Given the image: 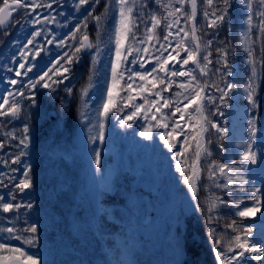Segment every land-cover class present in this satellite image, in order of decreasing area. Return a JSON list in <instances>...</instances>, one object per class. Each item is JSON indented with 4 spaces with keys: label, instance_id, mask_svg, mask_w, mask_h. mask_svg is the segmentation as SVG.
<instances>
[{
    "label": "rangeland",
    "instance_id": "rangeland-1",
    "mask_svg": "<svg viewBox=\"0 0 264 264\" xmlns=\"http://www.w3.org/2000/svg\"><path fill=\"white\" fill-rule=\"evenodd\" d=\"M186 2H188V0ZM245 2L246 0H241V5ZM35 3L37 4L36 0ZM252 3L253 12H255L258 0H252ZM196 4L197 8L202 5L204 11L211 13L215 10L217 4L222 3L221 0H213V6H209L206 0H196ZM165 5L169 7L166 8ZM94 7L95 4H91L89 11ZM113 7L117 9L116 5ZM177 7H181L178 0H152V4L149 8L144 7V12L147 15L144 22H142L141 25L138 23L136 24L138 28H141V32L133 37L127 34L128 38L125 48H122V52H124L126 59L121 64L120 69H118V71L123 72V79L118 81L113 93L116 95V97L113 98V102L115 105L119 106V111L113 108L107 120L100 115V111L101 105L106 98V88L111 79V63L115 59V34L113 41L110 40L108 44L101 38L97 39L92 55L91 81L82 92L83 114L81 120H79L78 127L80 136L79 144L69 147L67 154H71L72 156L69 157L63 165H54L53 159H51L49 167L45 166V168H43V164L41 165L43 173L50 171L54 173V168L58 167L57 169L60 176L67 178L64 181H62L61 178V181H57L53 184V193L57 194L56 192L58 191L72 193L74 196L71 199L75 201L74 204L78 207L77 211H83V215L89 220V225H101V223L104 224V222H108L115 226L108 249L106 248L104 252L101 251L100 256L88 261V264H138L134 257L136 251L142 248L150 249L154 252V250L160 249L163 245L165 249L158 254L156 258L157 261L161 260L162 264H175L177 256L180 253L181 242L178 240L177 227L180 221L179 207L182 199H184V195L182 194L180 199H178V192L184 178L176 168L177 165H180L181 169L185 172V169L188 168L192 162H196V159L191 156L192 147L188 144V134L191 128L185 127V125L196 126V122L199 118H196L195 111H192L195 105L187 111L183 109L182 104L187 101L184 100L182 95H177V93H182L184 91L178 87V83H173L171 91H164L163 85L157 89H151L150 91H141V85L150 88L147 81H140L139 78L134 75L131 81L128 79L133 73H151L150 79H154V81L158 83L159 80L165 77V74L160 71V64L169 53L175 56L176 53L179 52L180 57L177 58L178 60L186 57L187 53L184 52L183 45L178 48L174 47L175 44L180 43L183 38V33L179 36L174 34L170 36L167 41L164 39V37L168 35V26L171 25V20L175 21V17L178 18L180 14L174 13L169 19L166 16ZM78 10L79 8L77 11ZM109 10L110 8L108 7L106 14H110ZM182 11L189 15L188 11H185V7L183 6ZM242 11L243 15L237 21L231 16L229 19L231 21L232 33H236L235 29L238 31L240 46L243 53L240 58L234 59L228 70L233 72V76L230 77L227 75L223 80V87H225L227 83H235L238 87L230 92L233 102L227 110L222 114H218L216 119L215 116L214 118L211 116L212 119L210 120L209 118V121L218 124L228 133L227 136H223L226 143L223 155L227 160L231 161L232 156L229 147L234 146L235 149L237 148L235 147V141L237 143L239 139L243 138L245 149H247L249 143L252 144V150L255 151L258 156V163L249 165L244 174L249 181L247 185H252L253 194L256 195L257 199L264 202V127L258 120V115L255 114V108H252L248 104L247 93L244 91L245 85L251 77L253 80V87L255 88L254 98L256 100L259 89L260 67L253 57L255 45L252 38L253 29L248 34V43H245L243 39L247 31V24L244 15L245 9L242 8ZM112 15L115 20L114 23H118L117 10ZM152 16H156L157 19L160 20L159 25L152 27ZM40 19L41 17H39V20ZM56 19L59 20L60 18ZM178 21L180 22L179 26L183 27L184 31L188 33L186 40L189 47L192 48L191 29L188 26L189 20L183 17ZM256 24L257 19L254 17L253 28H255ZM148 29H151V31ZM17 30L18 29L13 31L14 35L12 39L10 38L6 47V54H3L4 57L2 55L3 59L0 68H18V62H26L32 66V71L20 77H15L14 73L0 71V77L5 78L4 80H0V94H6V89L13 92H24L23 89L26 87L29 94L31 93L32 96L39 97L38 93L42 86L37 84L36 88L32 89L29 87V84L30 82L36 81L44 72H48L49 75L45 80L51 87L47 88L48 91L41 96L47 101L50 99L54 89L60 88V84L62 83H68V80H63L62 83H53V81L63 79V77H60V72L63 70L62 63L58 62L61 48L65 47L67 41L73 44L75 39L69 36L65 37L64 34L57 36V34L53 32V29L42 25L40 21L38 23H32L23 35L18 33ZM176 30L177 28L172 25L171 31L175 33ZM37 31L40 32L41 35L35 37L33 45H30L28 49H23V45L28 39H31L32 34ZM149 37H152V39H149ZM49 38H53V47L48 45ZM210 38L213 39L214 42L216 41L214 36ZM108 39H111V37L107 36V40ZM170 44H172L173 47H169ZM249 47L252 49V63H249L250 58L247 53ZM129 48L132 49L130 55L126 52V49ZM144 48L148 49L147 53L143 51ZM37 50H39L40 53L38 56L35 55ZM201 50L202 54L200 56L202 57L207 54V51L210 49L202 48ZM21 51H26L29 54L21 59L19 56ZM14 56L15 61L13 60ZM141 64H143L144 67H141ZM168 67L170 75V71L173 70V67L175 70L180 69V64H177V61H170ZM210 67L211 65H209L207 69L208 75L202 76L206 81L207 77L210 75ZM253 67H255V76H253ZM185 68L188 71L194 72L200 82L201 75L196 66L190 62ZM21 71L23 72L25 70ZM8 77L16 78L18 80L17 85L14 87L7 85L6 79ZM171 79L176 82L187 80L186 77ZM128 82L133 84L134 91L127 89L126 84ZM85 90H87V95H84ZM157 91L160 92L162 99H157L156 105L153 107L152 101L156 99L155 92ZM129 97L135 98L130 100ZM164 99L170 101V107H162ZM9 100L10 103L12 100H16L20 105V109L25 105V102L28 101L26 100V94L23 97H10ZM145 101H147V103H145ZM36 102L35 100V103ZM178 102L181 106V112L185 117V119L180 120L179 123L181 128L184 129V133L187 134V138L185 134H181L173 139L172 142L176 145V148L169 151L165 147L164 141L159 137L160 135H166V132H170L172 129H164L157 125L164 123L171 125L179 119L181 113H177L176 116L171 115ZM126 103L128 106H125ZM139 105H143V109L141 114L132 122L133 127H121L119 123L121 117L131 114V112L135 110V107ZM9 106L10 104L6 105L5 110ZM156 108H160V111L157 112ZM41 109L36 111L31 110V114H34L37 118L45 117L50 114V111ZM59 114H61V112ZM61 115L58 119L59 122L62 120L63 115ZM153 115L157 117L156 120L152 119ZM145 117H147V119H145ZM249 118L253 121L252 128L256 130L251 140V133L248 125ZM101 122L105 125V140L103 143H100L99 140L93 141L91 139V137L98 136ZM20 126L23 129L25 126L28 127L25 120L21 122ZM145 127H151L153 134L152 140H146L139 135V132ZM212 130L215 135H221L217 133L215 129L212 128ZM179 131L180 129H177V132ZM27 135L29 137L27 141L29 146L32 143V132L29 131ZM23 138L24 136L22 137L21 134H19L18 145L21 149L25 148L19 143ZM184 149L187 150L185 151ZM97 151L101 153V168L99 170H97L94 163L95 152ZM177 151H180L182 154L176 156ZM167 163L171 164L170 168L167 167ZM241 164L242 161L240 160L237 167L240 168ZM197 167L199 166L197 165ZM30 168L31 162L29 160H24L22 168L15 167V171L20 170L18 176L15 175V172L9 173V176L13 177V179L8 180L7 185L5 179H8V177L5 178V173L3 171L0 172V179L4 180V184L0 185V197H3V203L17 204L15 202V192L18 190L14 185L18 183L20 179L24 178L23 173L26 170L29 171L31 178L36 177V174L31 173ZM197 174L200 176L198 171ZM192 178L193 180H197L200 177L193 175ZM255 189H261V191L255 192ZM159 191H161L160 198H158ZM117 192L124 195L123 201L108 204L102 203L101 198L103 194L109 193L112 195ZM23 193H27V191ZM261 210L264 214V206H262ZM17 211L23 218L25 226L36 223L38 228H40L41 221H32V217L29 216L30 209L24 207V204ZM153 211H156L158 215L165 217L168 221L169 230L166 234L157 232L156 218L151 216ZM12 212H14V210ZM0 214L2 215L0 216V223H8L12 220V217L4 213L2 209H0ZM36 218L40 219L42 217L37 216ZM99 219L101 223L96 222ZM259 225V227H263V229L259 232L255 245L264 247V221L263 224ZM2 228L3 227H0V240L6 242L7 238L9 239L10 236ZM105 228L112 229L109 225H106ZM41 234L42 233L39 231V235ZM65 235L61 236L60 233L57 232V234L53 236L52 241L49 242L52 248L51 251H47L43 255L39 253L34 254H39L42 257V261L46 262V264H56V255L62 257V264H85L83 259L79 260L80 257L90 256L84 245V238L80 240L82 244L77 245L75 243L78 238L77 230L73 231L71 234ZM14 239L16 238L14 237ZM94 240H96V235L92 237V241ZM24 247L33 251L37 249L36 246L31 245H26ZM24 247L18 243L9 245V248H21L22 250L25 249ZM82 247L84 248L82 249ZM78 249L82 252H78ZM1 251L2 250H0V256L8 254V252L1 253ZM223 253L225 257L231 255V253L224 251ZM216 264H219L217 260ZM247 264H258V262L248 257ZM261 264H264V262H261Z\"/></svg>",
    "mask_w": 264,
    "mask_h": 264
},
{
    "label": "snow or ice",
    "instance_id": "snow-or-ice-1",
    "mask_svg": "<svg viewBox=\"0 0 264 264\" xmlns=\"http://www.w3.org/2000/svg\"><path fill=\"white\" fill-rule=\"evenodd\" d=\"M191 2V15H187L185 12L182 11V6L184 4V0H178V3L181 5V7L175 8L173 11H170L168 13L169 16H172L174 13H179L181 16H183L185 19L188 20H194L196 14H197V4L196 0H190ZM207 4L209 6H213V0H206ZM4 8H0V13L4 12V9L9 8L8 0H3ZM13 3L16 5V7L12 8L11 11H17L19 8H27L30 10V12H35L37 8L45 7L43 4H36L35 0H13ZM89 3V0H78V5L83 6ZM93 3H99V0H93ZM114 3L117 8L118 12V23L115 27V59L111 63L110 72H111V79L110 82L106 88V98L103 101V104L101 105V111L100 115L107 120L110 111L113 108H116L117 111H119V106L115 105L113 102V93L114 89L117 86V83L119 80L123 79V72L118 71L120 69L121 64L126 59V56L124 52H122V48L124 45V42L128 38V32L130 31L128 27V22L132 19L133 14V8L134 5L129 4V0H114ZM221 3L223 4V7H216L215 10H213L211 13L205 11L204 16L209 18L208 27L212 28L216 31L212 33L213 36H216L218 34V31L226 25L228 30L231 31V21L229 19V9L232 7V4L230 3V0H221ZM240 7L245 9V18H246V24H247V31L244 34V42L248 43V34L253 29V19L254 17L257 19V24L255 25L256 31L258 36L264 37V0H258V5L256 7L255 12H253V3L252 0H246V2L242 5H239ZM46 7L51 8L52 4L49 3L46 5ZM165 7H169L168 5H165ZM7 15H11V12L7 13ZM91 15V13H89ZM6 16H0V25H3L5 23ZM47 19V18H46ZM54 19V18H53ZM93 19L97 22V24L100 23L102 17L101 16H94ZM152 27H155L160 24V20L157 19L156 16H152ZM39 17H37L33 23H38ZM177 24V30L175 33L171 31L172 25H169V32L168 35L164 37L165 41L169 39L172 35L179 36L181 33H183V38L181 39L180 43H177L174 45V47H180L183 45V50L185 53H187L186 57H183L182 59H177L180 57V53L177 52L175 56H173L171 53L168 54V56L162 61L160 64V71L165 74L164 79L159 80V82H155L154 79H150L151 73H133L129 76V81L132 80V76H136L139 78L140 81H147L148 85H150V88L141 85V91H150L151 89H157L161 85L164 86V91H171L173 83H178V87L182 90H184L182 93H177L178 96L182 95L184 97V100H186V103L182 104V107L185 111H187L189 108H191L193 105H195V110L199 114V119L196 122V126L193 125H185V127L191 128L193 132H195V135L192 137L193 139H196L198 136H201L202 133H207L209 131V128L207 127L210 124V127L215 129L217 133H220L222 136H227L228 133L220 127L216 123H212L209 121L208 116L205 115V101H208L209 103H215V100H213L211 95H208L205 92V89L209 87V85L206 82H199L197 76L194 74V72L186 70L185 66L189 65L190 62L196 66V68L199 70V73L201 76H207L208 75V66L213 64V60L211 59L212 52L209 50L207 51V54L200 56V52L202 48L205 49H211L214 40L209 38L205 44L202 45L199 38L196 35V29L193 25L192 28V42L193 46L192 48L189 47L186 38L188 37V33L184 31L183 27L179 26V21H174ZM79 27H77L76 31H79ZM151 31V29H148ZM41 35L40 32H34L32 34V38L28 39L27 42L23 45V49H28L30 45H33L35 37ZM149 39H152V37H149ZM88 36H83V41H87ZM85 45L83 42H81V46L76 48V52H80L81 48H84ZM87 47H91V44L87 45ZM169 47H173L172 44L169 45ZM143 51L147 53L148 49L144 48ZM218 60L217 63H220L222 61L223 67L227 69L229 67L227 62V55L228 51L224 48L217 47L215 49ZM126 52L128 55L132 53V49H126ZM247 53L249 56V63H252L251 56H252V49L249 47L247 49ZM29 53L26 51H21L19 53V56L21 59L25 58ZM39 50L36 51L35 55H39ZM13 60L15 61V56L13 57ZM170 61H177V63L180 64V69L175 70L173 67V70L170 71L169 75V64ZM68 63H73V60L71 57L68 58ZM262 63H264V57H262L261 60ZM141 67H144L143 64L140 65ZM25 70V71H21ZM0 71H7L8 73H14L15 77H20L21 75H26L27 72L32 71V66L27 64L26 62H18V68L13 67H4L0 68ZM59 71V70H58ZM217 72H220V69H216ZM69 72L68 68H63V71L60 72V75L63 77L61 80L53 81V83H62L63 80H67L68 77L64 75L65 73ZM255 67H253V76H255ZM48 72H44L42 75L38 77L36 81L30 82L29 87L32 89H35L37 84H40L43 88L47 89L50 88L51 85L45 80L46 77H48ZM223 75V73H221ZM228 76H233L232 71L227 72ZM176 77H186L187 80L185 81H179L176 82L171 78ZM4 77H0V80H4ZM18 80L16 78L8 77L6 79V84L10 86L17 85ZM195 85V86H193ZM212 87H215L216 91L220 93L219 101L220 103H223L225 99L229 96L230 92L235 90L238 86L235 83H227L225 87L221 88L215 83L211 85ZM126 87L128 90L134 91L133 84L131 82H128L126 84ZM68 93H72V89H67ZM244 91L247 93V102L252 108L258 107L257 101L254 98V92L255 88L253 87V80L250 77L248 83L245 85ZM201 93H204V95H201ZM25 94L22 91H9L6 89V94H0V116L4 115H10V116H16L18 112L20 111V105L16 100H12L10 103L9 98L13 96H20L23 97ZM84 95H87V90L84 91ZM155 97L152 101V106L155 107L157 99H162L161 94L159 91L155 92ZM135 97H129V99H134ZM30 101L32 103H35V97L30 96ZM147 103V101H145ZM10 106L5 110V106ZM125 106H128L127 103ZM170 101L167 99L163 100L162 107L168 108L170 107ZM143 109V105H139L135 107V110L131 112L129 115H125L121 117L119 123L121 127H128L132 128L135 118H137ZM156 111L159 112L160 108H156ZM217 111H219V108H217ZM177 113H181L179 116V119L174 122L173 124H159L158 127L168 129L171 128L172 131L166 132V135H160V139L164 141L165 147L172 151L174 148H176V145L172 142L173 139L178 137L181 134L184 133V129L181 128L179 121L184 120L185 117L181 112V106L178 102L177 106L174 108L173 112L171 113L172 116H176ZM147 119V117H145ZM153 120H156L157 117L155 115L152 116ZM252 119H248V125H249V131L251 133V137L255 135L256 130L252 128ZM198 127V131H197ZM99 134L98 136L91 137L93 141L99 140L100 143H103L105 140V125L103 122L99 125ZM177 129H180L179 132H177ZM24 133L27 134L29 132V129L27 126L24 127ZM139 135L146 139V140H152L153 134L151 127H145L143 130L139 132ZM185 137L187 138V134H185ZM29 140L28 135H25L23 139L19 141L21 145H23L25 148L28 147L27 141ZM4 145L0 143V148H2ZM223 149V145L220 146ZM185 151L187 149H184ZM201 150H203L205 153H207V148H204L199 143L197 144V152L196 156L197 159L199 158L201 154ZM182 153L180 151L176 152V156H180ZM19 157H16L12 162L16 163L18 162ZM240 160L242 161L241 167L239 169H233L229 167L227 164H220V165H213L211 169V174L215 175L216 171H218L221 175L225 174H231L228 176L227 184L224 185V187H228L229 185H238L239 190L242 192H248V189L245 187L249 183L246 175L244 174L246 169L249 165H255L258 163V156L255 151L252 150V144L249 143L247 149L243 152V154L240 157ZM94 163L96 165L97 170L101 168V153L99 151L95 152L94 157ZM176 170L181 173L183 176V182L185 185H188L189 188H192V176L185 173L180 165H177ZM236 173H239L238 175ZM24 178L20 179L18 183H15V188L19 190V192L23 193L25 190L30 189L33 186L32 179L30 177L29 171L26 170L23 173ZM13 177L9 176L8 180H12ZM4 184V180L0 179V185ZM235 190V189H233ZM261 189H255V192H260ZM193 196H195V189H193ZM242 199H250L254 201V206L252 207H244L242 210L239 208L237 209L238 215L242 218H247L250 216H253L257 212H261L262 206H264V202L257 199L255 194H249L246 197H243ZM3 197H0V209L4 213L12 212L14 209L18 210L21 208V204H13V203H3ZM27 209H32L33 204L27 203L24 205ZM235 222H233L234 224ZM27 233L30 235L25 237L24 242L31 246H37L40 244L41 237L39 235V228L36 223H33L31 225H28L24 229ZM5 231L9 234L14 233L16 230L14 227H6ZM252 229L248 228L244 230L243 235H236L234 238V241H231L229 243V252H231V255L228 257L224 256V253L220 248L218 247L221 243L219 240H213V244L217 245V247L214 249V255L215 259L219 262V264H247V259L250 257L252 260H255L258 262V264H261V262H264V247H258L254 245L251 242L250 236H251ZM211 235V233H210ZM16 239H19L20 237H15ZM232 244L235 246L232 247ZM0 250H7L9 252V255L7 256H0V260L4 261L5 264H46V262L42 261V257L39 254H30L25 250H22L21 248H9V245L5 243H0Z\"/></svg>",
    "mask_w": 264,
    "mask_h": 264
},
{
    "label": "trees",
    "instance_id": "trees-1",
    "mask_svg": "<svg viewBox=\"0 0 264 264\" xmlns=\"http://www.w3.org/2000/svg\"><path fill=\"white\" fill-rule=\"evenodd\" d=\"M230 3L232 4V7L229 9V17L231 16L237 21L238 18L243 15L242 7L239 6L241 5V0H230ZM217 6L222 8L223 4H217ZM204 12V8H199L196 18V23L199 27L197 29V37L199 38L202 45L205 44L206 40L213 36L212 33L216 31L208 27L209 18L204 16ZM189 24H191V22ZM226 26L227 22L226 25L218 31V34L214 36L216 41L210 49L212 52L211 59L213 60V64H211L210 67V75L207 77V81L210 85L206 80H204L202 76L200 77V82H206L209 85V87L205 89V92L208 95L211 94L213 100H215V103L207 102L210 116L213 113H216L217 108H219L222 113L225 112L231 104L230 94L223 103H220V93L216 91L215 87H212L211 85L215 83L219 87L223 88V80L226 77L230 66L232 65L234 59L240 58L241 54L243 53L237 30L236 33L231 34L227 30ZM253 42L255 43L253 57L255 58V61L258 62L260 67L259 89L257 95L258 107L256 108V111L258 113V119L261 125L264 127V63L261 62L262 57H264V37L258 36L254 29ZM217 47L224 48L228 51L227 62L229 67L227 69L223 67L222 61L220 63L216 62L219 59L215 51ZM201 54L202 50L200 52V55ZM217 68L220 69V72L216 71ZM87 72L89 73V68ZM88 73H86L80 80V82L82 81V85L85 81L87 84L89 80ZM221 73H223V75H221ZM74 92L75 93L72 97V105H76L80 98L79 90ZM78 109L79 107L75 108V106H71V114L67 115L66 124L63 128L56 130L55 132H52L50 126L37 129V134L35 136L36 142L30 150L29 157L32 159L37 157L45 159L50 154H56L59 151H62L66 143L72 142V134L74 135L72 122L74 117L78 114ZM218 141L220 142V145H218ZM55 143H59L62 146H59L57 149H55V147L58 146L55 145ZM221 145H223L222 139L213 140L208 145V147L210 146L211 152L209 159L204 157L201 163V172L203 173L201 174L200 179L197 181L195 196H193V181H191L193 186L192 188H189V186L185 185L183 182V185L178 192V197L181 193H186V199L181 207V220L180 225L178 226V235L181 242V253L178 256L176 264H215L214 249L217 247V245L213 244V240L221 241L220 245L218 246L220 250L229 252V243L234 241L236 235H243L244 230L248 228L252 229L250 236L251 242L254 244L253 241L257 239L258 233L254 232L257 226L256 217L253 215L247 218H242L237 212L238 208L242 210L246 206L252 207L253 200L242 199L250 193L252 194L251 187H247L248 192L240 191L238 185H232V187L228 189L230 185L227 188L224 187V185L227 184L228 176L231 175L230 173L221 175L218 171H216L215 175L211 174L213 165H229L228 162L222 157V148H218ZM239 145L240 153L243 151L244 145L243 143H239ZM194 148L196 152L197 144ZM4 151H7V153L4 154ZM16 152L19 154L18 147L16 148L11 144L6 145L5 143L3 149L0 150V167H5L7 164L6 161L9 162ZM237 154L233 155V161L235 164H237L240 156ZM232 168L239 169L237 166H232ZM193 172H196V169H194ZM185 173L191 175L190 171L188 170ZM236 174L238 175L239 173ZM38 189H41L40 186L39 188H34L29 194L22 196L21 201L22 199L33 197L34 193L38 192ZM106 198L108 200H106ZM103 200L108 202H120L123 200V195L120 193H117L113 196L105 195V199ZM47 207L48 205L45 202L38 212L41 214L42 212H45L51 217H54L55 213L50 212ZM55 211H66L62 207V202L57 201ZM66 216L67 215H65V217ZM13 220L14 223L17 222V228L24 226L22 224L21 217L14 218ZM64 222L65 221L63 220V223ZM233 222L235 223L233 224ZM44 229L49 231L52 228L49 226ZM99 231L102 232L106 237L108 236L104 232L102 226L99 227ZM20 232L24 237L27 236L25 230H21ZM42 234L46 236L44 233ZM40 244L43 246L44 241L40 240ZM40 244L38 245L39 247L41 246ZM234 246L235 245L232 244V247ZM154 258L155 254H151L148 251H140L136 254V259L137 261H140V264H154Z\"/></svg>",
    "mask_w": 264,
    "mask_h": 264
},
{
    "label": "flooded vegetation",
    "instance_id": "flooded-vegetation-1",
    "mask_svg": "<svg viewBox=\"0 0 264 264\" xmlns=\"http://www.w3.org/2000/svg\"><path fill=\"white\" fill-rule=\"evenodd\" d=\"M104 0H99V3H101V4H103L104 2H103ZM20 10V9H19ZM19 12H17V14H18ZM12 17V16H11ZM67 22H70L71 21V19L70 18H68L67 20H66ZM14 22V20L13 19H11L10 20V23H9V26L12 24ZM18 22V21H17ZM17 26V24H15L14 25V27H16ZM1 30L3 31V28H1V25H0V35H1ZM89 43H91V40L89 39ZM82 54V55H81ZM87 54H89V52L88 53H80V52H78V56H76V59H75V61L71 64V67L73 68V69H82V68H84V66H85V63H86V61H87V57L85 56V55H87ZM79 55H81V56H79ZM65 74H68V72L67 73H65Z\"/></svg>",
    "mask_w": 264,
    "mask_h": 264
},
{
    "label": "water",
    "instance_id": "water-1",
    "mask_svg": "<svg viewBox=\"0 0 264 264\" xmlns=\"http://www.w3.org/2000/svg\"><path fill=\"white\" fill-rule=\"evenodd\" d=\"M9 117H11L12 119H15V116H10L8 115ZM161 194V193H160ZM153 216H156V213L153 214ZM158 231H161V232H164L166 230V222H165V219L164 218H160L158 220ZM0 264H5L4 261H0Z\"/></svg>",
    "mask_w": 264,
    "mask_h": 264
}]
</instances>
